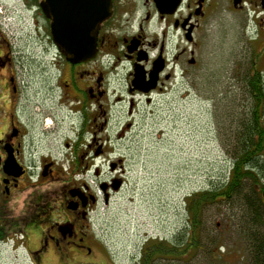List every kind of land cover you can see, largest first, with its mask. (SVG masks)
Listing matches in <instances>:
<instances>
[{
  "label": "flooded vegetation",
  "instance_id": "flooded-vegetation-1",
  "mask_svg": "<svg viewBox=\"0 0 264 264\" xmlns=\"http://www.w3.org/2000/svg\"><path fill=\"white\" fill-rule=\"evenodd\" d=\"M110 2L96 55L87 61L73 63L57 52L48 19L46 41L50 38L56 50L49 61L21 59L0 32V254L21 247L32 264H93L99 244L93 211L99 199L70 174L89 172L97 158L111 153L113 97L128 106V122L116 118L123 125L121 140L133 125L138 96L150 100L164 93L198 64L204 30L230 28L235 14L242 13L264 44V0ZM41 12L36 6L34 14ZM260 51L264 56V46ZM70 133L77 138L69 141ZM60 140L67 153L63 162L56 156ZM109 164L114 176L102 183L108 197L113 185H124L125 160L116 157ZM256 169L259 182H250L248 193L257 197L264 222V166Z\"/></svg>",
  "mask_w": 264,
  "mask_h": 264
},
{
  "label": "rangeland",
  "instance_id": "rangeland-1",
  "mask_svg": "<svg viewBox=\"0 0 264 264\" xmlns=\"http://www.w3.org/2000/svg\"><path fill=\"white\" fill-rule=\"evenodd\" d=\"M25 2L0 0V32L15 45L21 59L48 57L45 61H49L56 57V50L50 38L46 41L47 19L42 12L34 14L36 2ZM256 31L253 21L242 13L235 14L230 28L204 30L198 64L177 76L164 93H155L150 100L138 96L133 125L121 140L118 133L123 125L116 118L128 122V106L115 103L113 97L111 153L95 161L99 173L93 168L70 174L75 181L84 180L99 199L93 211L99 237L93 264H137L144 243L157 237L170 239L187 228L188 197L222 183L229 175L236 135L250 107L245 79L254 67V57H261L256 69L264 75L260 51L264 44L255 38ZM70 136L69 141L77 138L74 133ZM58 145L56 156L63 162L67 154L63 141ZM116 157L125 160L124 185L112 190L106 200L101 184L114 176L109 162ZM245 210L234 201L205 206L203 248L187 264H250V223ZM261 234L264 237V230ZM0 256L1 264H32L21 247H7Z\"/></svg>",
  "mask_w": 264,
  "mask_h": 264
},
{
  "label": "trees",
  "instance_id": "trees-1",
  "mask_svg": "<svg viewBox=\"0 0 264 264\" xmlns=\"http://www.w3.org/2000/svg\"><path fill=\"white\" fill-rule=\"evenodd\" d=\"M38 4V0H31ZM261 57H254V67L245 81L250 94V107L242 120L236 135L235 153L232 158L229 175L221 183L213 184L209 189L201 190L187 202V228L179 231L170 239L151 238L143 244L137 264H187L203 248L202 231L204 229L203 211L205 206L215 203L241 202L245 207L250 227V264H264V237L260 225L259 201L255 195L249 196L250 182H259L256 171L264 166V75L257 70ZM253 70V71H252ZM256 167V168H254ZM246 192L243 194L244 186ZM264 227V225H263ZM262 227V228H263ZM193 254L191 257L190 255ZM190 256L191 258H188Z\"/></svg>",
  "mask_w": 264,
  "mask_h": 264
},
{
  "label": "water",
  "instance_id": "water-1",
  "mask_svg": "<svg viewBox=\"0 0 264 264\" xmlns=\"http://www.w3.org/2000/svg\"><path fill=\"white\" fill-rule=\"evenodd\" d=\"M40 6L51 21L53 41L67 60L83 62L96 55L99 28L111 15L110 0H40ZM140 81L138 73L135 84ZM101 187L105 189L104 184Z\"/></svg>",
  "mask_w": 264,
  "mask_h": 264
},
{
  "label": "bare ground",
  "instance_id": "bare-ground-1",
  "mask_svg": "<svg viewBox=\"0 0 264 264\" xmlns=\"http://www.w3.org/2000/svg\"><path fill=\"white\" fill-rule=\"evenodd\" d=\"M41 10H42V8H41ZM42 12H43V10H42ZM43 14H44V12H43ZM54 42V41H53ZM54 45L56 46V44L54 43Z\"/></svg>",
  "mask_w": 264,
  "mask_h": 264
}]
</instances>
